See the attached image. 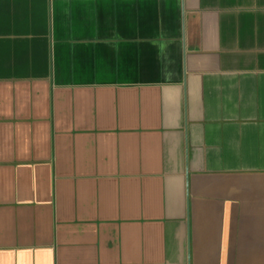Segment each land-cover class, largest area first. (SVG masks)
I'll return each instance as SVG.
<instances>
[{
  "label": "crops",
  "instance_id": "obj_1",
  "mask_svg": "<svg viewBox=\"0 0 264 264\" xmlns=\"http://www.w3.org/2000/svg\"><path fill=\"white\" fill-rule=\"evenodd\" d=\"M0 264H264V0H0Z\"/></svg>",
  "mask_w": 264,
  "mask_h": 264
}]
</instances>
